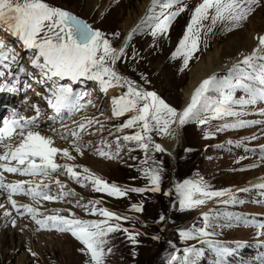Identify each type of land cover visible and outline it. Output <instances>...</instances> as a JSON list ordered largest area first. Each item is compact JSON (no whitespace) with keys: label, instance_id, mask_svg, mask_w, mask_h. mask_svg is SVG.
I'll return each instance as SVG.
<instances>
[{"label":"rangeland","instance_id":"rangeland-1","mask_svg":"<svg viewBox=\"0 0 264 264\" xmlns=\"http://www.w3.org/2000/svg\"><path fill=\"white\" fill-rule=\"evenodd\" d=\"M45 2L80 17L93 29L101 31L115 48L121 45L126 33L139 20L147 3L148 7L150 5V0H45ZM200 2L201 0H184L187 11L177 17L167 36L154 39L147 29L135 32L127 43L126 55L122 62L115 66L116 71L123 77L133 81L141 89L155 92L178 112L184 107L185 92L196 77L195 67L200 61L206 60L214 46L218 45L224 50V44L229 42L217 32L218 28H224L222 24H218L207 36L201 34L199 51L194 54L187 67L183 66V58L170 59L179 39L183 36L192 10ZM263 11L264 0H261L260 6L255 7L251 18L243 22L244 26L241 28L244 29L250 20L257 19ZM215 36L220 39L218 43H215L217 40ZM0 42L6 49L7 46L11 48V55L23 60L24 74L28 78L37 76L38 68L32 66L34 50L22 52L23 44L19 38L2 25ZM13 65L14 63L11 67ZM230 69H222L214 75L224 78ZM203 72L206 73L207 70ZM37 77L41 82L40 75ZM68 80L69 85H72V81ZM57 82L63 85V80ZM36 90L42 92L44 89L39 84L36 85ZM73 90L86 93L82 103L87 104L88 101L92 103L70 115L64 113L59 128L39 130L42 135L51 137L56 147L68 148L75 157L74 160H66L58 156L56 162L75 166V170L81 175H84L83 169L87 168L109 184L121 188L147 187L148 182L140 171L143 167L141 161L144 159V153L138 149L129 151L130 148H136L135 144L124 145L121 140L119 155L112 159L102 158L96 154V149L103 148L104 144L110 145L106 151L115 153L116 137L134 131L131 129L116 131L131 113L120 118L112 116L111 100L126 89L113 88L105 94L99 90L96 82L82 79L74 83ZM241 95L243 93L237 92L236 98ZM37 96H40L39 93ZM247 112L249 114L240 119L258 123L236 130L222 129L224 123H231L234 118L211 120L204 125L189 123L181 127L180 141L174 147V156L171 157L166 152H153L151 154L153 159L163 169L159 193L129 192L124 198L115 199L93 191L88 182H85L86 186L81 187L69 179L61 169L53 174V180H59L65 186L64 192H74L75 195H68L58 202L41 200L37 203L24 195H13L12 199L18 206L29 205L44 215H54L58 210L60 216L67 217L71 211L77 218L85 220H99L102 217L87 214L83 207L76 206L77 203L85 205L99 201L97 207L128 217L127 222L122 223L121 227L127 228L129 232L139 233L136 236L138 243L133 244L124 232L110 234L107 237L106 250L110 248L111 253L106 256L105 264H167L171 254L175 253L182 257L188 248H194L201 253L198 257H192L196 264H264V228L260 227L264 225V196L259 195V190L253 188L248 192L235 191L237 198L244 201L242 204L229 205L216 199L191 210L181 209L175 191V186L185 180L202 182L211 190L219 191L248 188L250 181H260L264 178L262 158L264 115H260L264 112V103L249 107ZM89 120L98 123L82 132L78 142L91 146L84 148L83 155H78L71 147L73 138L68 133L77 130L79 124H86ZM62 135L67 138L62 139ZM152 135L155 143L168 142L163 136L155 133ZM2 150L3 148H0V153ZM3 180L9 184L33 180V187L40 182L39 177L34 179L9 173H3ZM43 183L49 184L50 181L44 179ZM50 188L54 196L61 191L54 182L50 183ZM165 192L169 195H164ZM226 199L228 197L223 200ZM0 204L3 205L0 207V264H86L89 258L80 251L83 246L69 233L55 230L38 231V225L24 212L23 207L19 213L12 208L8 202V192L3 189H0ZM132 205H142L143 211L141 213L132 211ZM5 211L10 215L5 216ZM203 213H210L209 226L205 229L210 235L193 240L182 239L179 235L181 231L193 230L195 233V230L205 227ZM160 216H164L165 221L160 222ZM237 216L242 219H235ZM13 220L15 226L12 224ZM110 223L118 222L113 220ZM221 251L224 252L223 255H220Z\"/></svg>","mask_w":264,"mask_h":264},{"label":"snow or ice","instance_id":"snow-or-ice-1","mask_svg":"<svg viewBox=\"0 0 264 264\" xmlns=\"http://www.w3.org/2000/svg\"><path fill=\"white\" fill-rule=\"evenodd\" d=\"M260 4L261 0H201L192 10L183 36L179 39L170 59L183 58V66L187 67L194 54L199 51L202 33L207 36L218 24L224 25L226 31H233L239 28ZM185 11L187 5L184 4V0H150L140 24L126 37L124 46L117 49L101 31L93 29L67 10L50 6L45 0H0V25L17 36L25 48L34 50L35 58L32 60V66L40 70L41 82H53L47 90L46 100L48 107L56 116H61L63 113L70 115L92 103L91 101L87 104L82 103L86 93L75 92L71 87L59 85L56 83L57 80L67 78L73 83L82 79L93 81L105 94L113 88L126 89L111 100L112 116L120 118L131 113L116 131L123 132L125 129L134 131L116 137L115 153L106 151L105 149L110 148V145L104 144L103 148L96 149V154L102 158L112 159L119 155L121 140L124 145L135 144L136 148H130L129 151L138 149L144 153V159L141 161L143 167L140 171L148 182L145 188H121L109 184L87 168L83 169L84 175H81L73 165L58 164L56 162L58 156L66 160H74L75 157L68 148L56 147L51 137L34 130L38 128L36 123V118L39 116L38 108L37 117L27 118L13 110L9 117L0 119V148H3V152L0 153V189L8 192V202L18 213L23 207L24 212L38 225V231L55 230L69 233L83 246L80 251L89 258L86 264H105L106 256L111 253L110 248L106 250L107 237L112 233L124 232L133 244L138 243L136 236L139 233H132L127 228L121 227L122 223L127 222L128 217L97 207L99 201L76 205L83 207L89 215L102 217L99 220L80 219L71 211L67 217L60 216L58 210L54 215H44L37 208L29 205L18 206L12 196L28 195L39 203L41 200L58 202L68 195H75L74 192H64L65 186L59 180H53V174L61 169L69 179L80 184L81 187L86 186L85 182H88L93 191L115 199L124 198L129 192L159 193L163 169L151 154L163 153L166 150L161 144L154 142L153 133L165 138H174L177 129L186 124L204 125L211 120L226 118H234V120L231 123H224L222 125L224 130H236L258 123L240 118L249 114L247 112L249 107L264 103V35L255 37L257 46L250 54H242V59L233 65L227 76L218 78L214 75L204 79L193 91L187 106L180 112L165 103L155 92L139 88L133 81L116 71L115 66L118 62H122L126 55L127 43L135 32L147 29L154 39L167 36L174 21ZM16 59L15 55H11V50L6 49L0 42V68L9 69V77L13 76L10 67ZM23 71L22 67L19 68V72ZM5 75V71L0 70V78H4ZM6 90H8L6 85H0V92ZM237 92L243 95L236 98ZM260 115H264V112ZM94 123L98 121L89 120L86 124L81 123L77 130L68 133L73 138L71 147L78 155H83L84 148L91 146L81 145L78 141L81 133ZM61 138L67 137L62 135ZM3 173L29 176L34 179L39 177L40 182L34 187L33 180L9 184L4 182ZM44 179H48L50 183L54 182L61 189L58 195L51 194L50 183H43ZM253 188L259 190V195L264 196V178L248 188L236 191L248 192ZM175 191L179 197V205L184 210L203 206L209 201L222 197H228L226 200H221L224 204L244 203L232 190H211L197 181L185 180L175 186ZM164 195L167 196L169 193L165 192ZM0 207L3 205L0 204ZM131 210L141 213L143 206L132 205ZM4 215L9 216L10 213L5 211ZM39 216L43 218H38ZM202 219L205 222L204 228L195 230V233L193 230L181 231L180 237L184 240H193L210 235L205 230L209 226L210 213H203ZM235 219L242 218L237 216ZM113 220L118 223H110ZM159 221H165V217L160 216ZM12 224L15 226L14 220ZM260 227L264 228V225ZM223 254L224 252L221 251L220 255ZM200 255L198 250L188 248L183 252L182 257H178L175 253L171 254L167 264H196L192 257Z\"/></svg>","mask_w":264,"mask_h":264},{"label":"bare ground","instance_id":"bare-ground-1","mask_svg":"<svg viewBox=\"0 0 264 264\" xmlns=\"http://www.w3.org/2000/svg\"><path fill=\"white\" fill-rule=\"evenodd\" d=\"M148 4L149 3H147L146 7L143 10V14L139 18V20L136 22V24L141 20V18L145 16V13L148 9ZM260 14L261 15H259L257 19L250 20L248 22L249 24L245 26L244 29L241 28L242 26H244L243 23L239 28L233 31H226L225 28H222V25H221L222 29H219V28H218L219 30L217 29V32L221 33L225 37V39H227V41L229 40V42H226L227 44H224V47H225L224 50H223V47L220 48L218 47V45L214 46L213 51L208 54L206 60L200 61V63L195 67L196 77L189 85L188 90L185 92V104H184V107L180 111H183V109L187 106V104L190 101V97L193 91L204 79L214 76V74L217 71H220L222 69L232 68L234 64H236L240 59H242V54L243 55L250 54L252 50L257 46L258 42L255 39V37H257L258 35H264V11ZM136 24H134L133 28L136 27ZM133 28L129 30L125 36H127L128 33H131L133 31ZM246 29L248 31H246ZM215 35H217V33ZM215 39H217L215 43H218L220 41V39L217 38L216 36H215ZM124 43L125 42L123 39L121 42V45H119L117 49L124 46ZM227 49L230 52L227 51ZM223 53H226V54L224 55ZM204 70H207V72L206 73L203 72ZM180 136H181V127L177 129V134L174 138L168 137L165 140L168 142H166L165 144L164 143L161 144V146L166 150L165 152L171 157L174 156L173 155L174 147L177 144H179ZM257 182L259 181H250L248 183V186L256 184ZM241 188L242 187H239L237 189L230 188L229 190H232L233 192H235L236 190L241 189ZM224 198L225 197L218 198L216 201L223 200Z\"/></svg>","mask_w":264,"mask_h":264},{"label":"water","instance_id":"water-1","mask_svg":"<svg viewBox=\"0 0 264 264\" xmlns=\"http://www.w3.org/2000/svg\"><path fill=\"white\" fill-rule=\"evenodd\" d=\"M71 13V12H70ZM77 17V16H76ZM79 19H81L80 17H78ZM82 21H84L83 19H81ZM85 22V21H84ZM95 30H98V29H95ZM128 35H129V33L127 34V36H125L124 37V42H125V39H126V37H128ZM125 44V43H124ZM258 216H260V215H258ZM260 217H262V216H260Z\"/></svg>","mask_w":264,"mask_h":264}]
</instances>
